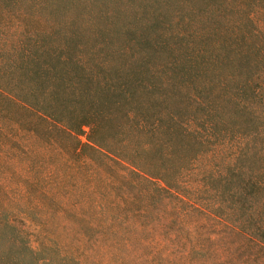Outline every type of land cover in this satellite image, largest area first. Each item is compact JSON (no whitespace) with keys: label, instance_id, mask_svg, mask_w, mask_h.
<instances>
[{"label":"trees","instance_id":"1","mask_svg":"<svg viewBox=\"0 0 264 264\" xmlns=\"http://www.w3.org/2000/svg\"><path fill=\"white\" fill-rule=\"evenodd\" d=\"M262 19L0 0V264H264Z\"/></svg>","mask_w":264,"mask_h":264},{"label":"rangeland","instance_id":"2","mask_svg":"<svg viewBox=\"0 0 264 264\" xmlns=\"http://www.w3.org/2000/svg\"><path fill=\"white\" fill-rule=\"evenodd\" d=\"M261 21H262V24H263V27H264V19H262ZM84 131L86 132L87 129H84ZM81 138H82V140H85V136H84V134H82ZM93 237H95V236H93ZM93 237H92V238H93ZM72 238H74V234H73V237H72ZM70 240H72V241H70ZM68 241L71 243V248H72V250H73L75 253L80 254V257H81V256H85V251H86V250H87L88 253H90V257L87 258V259H89V260H87V261H90L91 258H96L97 255H98V253H100V252H98V251H99L101 248L97 249L95 252H90V249H91L93 246H90V244H88V243H87V245H89L88 248H87L86 243L84 244V245H86V246H84L85 248H83V246L81 245V243H80L79 241H76V240H74V239H70V237H69ZM70 243H69V245H70ZM75 245H78L79 248H78V249L73 248V247H76ZM49 253H50V254H54V253H56V251H55L54 249H52V250H49ZM100 254H102V253H100ZM102 255H103V254H102ZM102 257L105 258V255H103ZM130 260H131V261H134L133 259H130ZM101 261H104V260L102 259ZM159 262H160V261H159ZM173 262H175V261H173ZM235 262H237V261H235ZM69 263L71 264L72 262L69 261Z\"/></svg>","mask_w":264,"mask_h":264}]
</instances>
